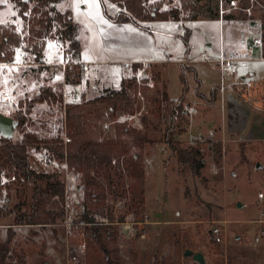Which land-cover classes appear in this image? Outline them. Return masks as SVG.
I'll return each instance as SVG.
<instances>
[{"label":"rangeland","instance_id":"obj_1","mask_svg":"<svg viewBox=\"0 0 264 264\" xmlns=\"http://www.w3.org/2000/svg\"><path fill=\"white\" fill-rule=\"evenodd\" d=\"M163 2L168 10L179 6L178 0H160L152 5L160 8ZM66 5L75 21L90 35L95 34L91 37L87 34L82 40L84 59L111 61L107 65L90 66V71H95L104 86L119 87L123 66L117 61L121 59L150 62L159 59L166 63L164 69L159 65L137 64L124 81L134 78L138 70L149 79L158 75L160 89L176 101L182 88L180 66L187 70L190 91L183 106L188 110L189 124L175 138L183 148H198L197 173L186 165H179L171 150L158 142L165 126L155 113H149L151 107L140 96L136 98V112L132 116L114 113L106 105L86 104V98L89 101L111 89L98 93L88 90L84 82L86 72L79 79L76 67L70 69L71 74H64L56 64L38 67L31 52L20 48L11 64L0 65V92L8 93L7 97H0V115L12 118L20 102L36 97L42 88H49L61 97L62 103L36 105L29 115L31 123L26 131L40 138L59 135L65 144L68 130L64 105L67 103L83 104L85 141L114 140L116 121L130 128H141L140 119L147 114L151 122L148 137L155 142L145 146L143 197L127 194L125 173L119 175L105 168L91 173L107 193L103 216L98 211L93 215L95 221L106 224L110 222L105 216H113L110 231L117 240L119 264H159L177 241L183 252L202 253L204 264H264V203L256 199L257 193L264 192V1H221L217 20L191 22L186 19L187 14H182L178 24L158 21L139 27L130 22L115 23L110 2L105 3V13L112 24L108 23L99 0H66ZM0 9L4 23L1 26H13L18 33L22 32L24 23L15 2L6 0L0 3ZM227 15L234 19H224ZM183 28L191 33L187 48L181 39ZM253 39H259L260 45H255ZM109 45L113 48L104 51ZM55 51V45L49 43L48 61ZM220 52L226 58L247 56L248 61L244 66L238 64L235 74L220 75L217 64L205 62L219 58ZM183 59L188 63H181ZM23 61L27 65L20 66ZM213 86L221 91L216 89L213 95L209 94ZM200 92L212 102L216 99L211 107L209 101L200 100L204 97ZM209 119H212L210 124ZM190 123L195 133L191 136ZM20 138L21 133L15 128L10 140ZM28 158L30 169L35 173L55 174L63 183V198H52L57 206H62L63 218L45 226L14 225L17 217L29 213L35 184L3 175L0 243L7 239V228L13 232L5 264H66L67 246H76L85 238L81 227L73 225L69 230L64 227L65 217L72 224L83 210V185L65 177V162L51 158L43 150L28 148ZM39 184L45 189L47 180ZM237 202L241 208L236 207ZM215 230H220L222 237L218 246L212 243ZM181 264L198 263L182 257Z\"/></svg>","mask_w":264,"mask_h":264},{"label":"trees","instance_id":"obj_2","mask_svg":"<svg viewBox=\"0 0 264 264\" xmlns=\"http://www.w3.org/2000/svg\"><path fill=\"white\" fill-rule=\"evenodd\" d=\"M11 1L19 7L18 15L23 20L24 29L18 33L13 26L0 25V64L13 62L15 48L30 51L36 64L43 63V51L47 40L67 44L72 59L78 58L80 45L76 41L77 27L70 10L59 11L57 9V4L62 0ZM106 1L120 8V11L112 18L115 23L130 22L139 27L147 22H179L182 20V14H187L186 19L191 22L217 20L219 3L229 0H206L202 3V0H179V7L168 11H160L158 6L153 5L147 7L145 0ZM224 19H234V16L227 15ZM183 30L181 39L187 48L191 33L186 28ZM137 67V64H134L132 69ZM180 68L179 81L182 88L176 101L170 100L167 92L160 89L161 79L158 75L151 79L144 75L138 82L135 78L122 80L118 90H105L100 96L85 103L106 105L114 113L132 116L136 112V98L140 96L151 107L149 113H155L165 126L158 142L164 143L171 150L179 165H186L197 173L200 165L198 148H183L181 142L175 138V135L183 134L185 131L183 126L189 124L188 110L183 106V101L189 91L185 72L187 70L183 65ZM79 73V79H81L83 72L79 71ZM194 74L196 75L195 72ZM214 89L215 87L210 91L211 95L216 89L218 90V88ZM43 103L60 104L62 101L61 97L49 88H42L36 97L20 102L17 112L12 116L16 123L15 128L21 133V138L13 142L10 138L0 136V188L3 175L35 184L29 213L17 217L14 225L45 226L54 224L56 220L63 218L62 206H57L52 201L54 196L63 198V183L55 174L51 176L37 174L30 169L28 148L43 150L51 158L64 161L68 173L78 175L77 181L83 185L85 194L83 210L78 220H74L76 222L73 225L81 227L82 234L85 236V255L83 254V259L82 257L78 259L77 264H119L117 240L110 231L113 216H105L110 222L106 224L95 221L93 215L98 211V215L103 216L102 211L105 207L107 193L102 184L93 180L91 173L102 168L112 170L119 175L125 173L127 194L131 197H143L145 146L155 142L148 137L151 126L148 115L141 117V128H130L124 122H116L114 140L85 141L83 140L85 135L82 117L83 104L67 103L64 105V113L68 142L64 144L63 138L59 135L40 138L35 133L26 131L28 124L31 123L29 118L31 111L36 105ZM174 129H177V132ZM240 155L243 157L242 153ZM41 180H47L45 189L39 184ZM92 200L95 201L92 203ZM7 234V239L0 243V264H5L8 242L13 236L10 228H7ZM110 240L112 242H109ZM212 243L218 246L214 240ZM171 249L162 256L159 264H181L183 251L179 242H175Z\"/></svg>","mask_w":264,"mask_h":264},{"label":"crops","instance_id":"obj_3","mask_svg":"<svg viewBox=\"0 0 264 264\" xmlns=\"http://www.w3.org/2000/svg\"><path fill=\"white\" fill-rule=\"evenodd\" d=\"M156 1H160V0H145V4H146V6L148 7V6H150V5H152V3H154V2H156ZM179 1V0H178ZM99 2H100V5H101V8L103 9V13L105 14V16H106V13H105V3H108V1H106L105 0V2H104V0H99ZM161 3V2H160ZM111 5L114 7V13H115V15L120 11V8L116 5V4H113V3H111ZM161 6L162 7H160V11H168V9H166V8H164L165 7V5H164V2H163V4H161ZM179 7V6H178ZM177 7V8H178ZM57 9L59 10V11H65V10H69V8H67V5H66V0H62V1H60L58 4H57ZM83 9H84V7H83ZM171 10V9H170ZM0 12H1V9H0ZM73 18V21L75 22V24H76V27H77V29H76V41L79 43V45H80V51H79V56H78V58H76V59H74L75 61H77V62H81V63H88V70L86 71V73H85V79H84V82H85V84L87 85V87H88V90H91V91H93V92H96V93H98L100 90L102 91L103 89H111V90H118L119 88H120V84H119V87H117V88H114V87H110V86H104L103 84H101L100 83V79L95 75V71H90V66H98V65H100V66H102V65H107L109 62H111V61H107V60H105V59H99V58H95V60L94 61H87L86 59H84V49H83V38H85L86 36H87V34L88 35H90L89 33H88V31L86 30V28H84L83 26L81 27V25H79V23L78 22H76L75 21V19H74V17H72ZM106 18L108 19V23H113L112 22V20H110V18L109 17H107L106 16ZM2 18L0 17V21H2L1 20ZM198 21H204V20H198ZM170 22H172V21H170ZM195 22V21H194ZM154 23H157V22H154ZM173 23H177L178 24V22H173ZM2 24H4L3 22L2 23H0V25H2ZM115 24V23H114ZM152 24V22H147V23H144L143 25L145 26V25H151ZM180 25V24H179ZM149 30H150V28H148ZM97 32H98V30H97ZM151 33H153V32H155V31H153V30H151L150 31ZM92 35H95V34H92ZM92 35H90V37L92 36ZM97 36H98V38L100 39V43H102L101 42V38L99 37V34L97 33ZM170 36V35H169ZM89 37V38H90ZM49 43H53L54 45H55V47H56V44H55V41L54 40H47L46 41V43H45V48H44V51H43V63H41V64H35V65H37L38 67H47V66H55V64H56V62H57V59H58V57H59V53H58V51H57V48H56V51H55V53H54V56L52 57V59L50 60V61H48L47 60V46H48V44ZM129 47H132V49L133 48H136V46H132V45H128ZM148 46H150V45H148ZM154 46H156V43H154ZM107 48H110V45L109 46H107V47H104L103 48V50L104 51H106V49ZM113 48V47H112ZM112 48H110V49H112ZM222 53L223 52H220V56H222ZM17 54V53H16ZM219 56V57H220ZM128 59V60H127ZM113 62H115V61H113ZM119 64H121L122 66H123V68L121 69V75H120V83H121V81L122 80H125V79H127L130 75H131V70H132V65H134V64H148V65H159L160 66V68L161 69H164L167 65H166V63H164L163 61H161V60H159V59H157L156 61H152V62H150V61H147V60H133V59H130V58H126V60H123V59H121V60H119V61H117ZM116 62V63H117ZM181 63H188V61H186V60H182L181 61ZM0 65H4L5 66V64H0ZM24 65H27V63L26 62H21L20 63V66H24ZM129 66V67H128ZM191 67H193V66H191ZM180 73V72H179ZM244 77H242V79H243ZM198 79V78H197ZM199 80V79H198ZM200 81V80H199ZM201 83V82H200ZM189 85V84H188ZM78 86H80V85H78ZM200 86H201V84H200ZM214 87H217V86H213L212 88H214ZM212 88L210 89V91L212 90ZM189 91H190V85H189ZM210 91H209V94H210ZM221 91V89H219L218 90V92H220ZM195 92H196V88H195ZM7 93V92H6ZM204 97H202V99H200V100H204V101H209L210 102V107H211V104L212 103H214L215 101H216V99H214V101L212 102V100H210L209 98H208V96H206L205 94H203L202 92H200ZM8 94V93H7ZM8 96V95H7ZM79 96H81V94L79 95ZM82 97V96H81ZM86 97H87V95H86ZM96 98V97H95ZM171 98V97H170ZM94 99V98H93ZM172 99V98H171ZM92 100V99H91ZM86 101H88V98H86ZM211 109V108H210ZM196 111V110H195ZM192 114V113H191ZM214 118V117H213ZM210 120V122H209V124L212 122L211 120L212 119H209ZM257 120V119H256ZM259 121V120H258ZM263 122H264V119L262 120ZM261 121V122H262ZM116 122H119V121H116ZM207 124V123H206ZM205 124V125H206ZM209 124H207V125H209ZM204 125V126H205ZM192 126H193V124L192 123H190V125L188 126V128L191 130L192 129ZM197 131L198 130H196L195 132L197 133ZM189 132V131H188ZM193 133H194V131L193 130H191V134H190V136L191 135H193ZM195 134V133H194ZM224 138H225V133H224ZM186 137V136H185Z\"/></svg>","mask_w":264,"mask_h":264},{"label":"built area","instance_id":"obj_4","mask_svg":"<svg viewBox=\"0 0 264 264\" xmlns=\"http://www.w3.org/2000/svg\"><path fill=\"white\" fill-rule=\"evenodd\" d=\"M253 43L255 45H260L259 39H253ZM56 48L59 53V57L57 59L56 65L61 68L62 72L65 74L67 72H71V68H75L79 71L86 72L88 70V64L87 63H81L76 62L72 60L71 54L68 52V46L65 43L56 41ZM19 48H15L14 54L18 52ZM251 50H248V53H250ZM205 61V60H204ZM248 61L247 56L245 58H226L223 56H220L217 59H208L205 62L206 63H215L217 64V67L219 69L220 75L227 73V74H235L237 71V65L244 66L245 62ZM144 77V74L138 70V73L135 75L136 81H140ZM150 85V84H149ZM7 93L5 91L0 92V97H7ZM64 141L66 143L68 142V139L64 137ZM214 170V169H213ZM215 171V170H214ZM65 177L71 178L72 180L76 179L78 175L69 174L67 171V168L65 167ZM2 183V181H1ZM257 202L264 203V192H259L256 195ZM72 222V221H71ZM104 222V221H100ZM105 223V222H104ZM74 222L72 224L67 223V218L65 217V224L64 227L69 230L71 226H73ZM220 230L214 231V241L217 243L222 242V237L219 236ZM85 250V244L83 241H80L79 244L76 246H67L66 248V264H77L78 259L83 256Z\"/></svg>","mask_w":264,"mask_h":264},{"label":"water","instance_id":"obj_5","mask_svg":"<svg viewBox=\"0 0 264 264\" xmlns=\"http://www.w3.org/2000/svg\"><path fill=\"white\" fill-rule=\"evenodd\" d=\"M15 126L16 123L12 118L0 115V136L10 138ZM236 207L241 208V204L237 202ZM183 257H190L194 262L198 264H204V256L200 252L194 253L191 250H185L183 252Z\"/></svg>","mask_w":264,"mask_h":264},{"label":"snow or ice","instance_id":"obj_6","mask_svg":"<svg viewBox=\"0 0 264 264\" xmlns=\"http://www.w3.org/2000/svg\"><path fill=\"white\" fill-rule=\"evenodd\" d=\"M6 0H0V3H5ZM3 21H0V23H2Z\"/></svg>","mask_w":264,"mask_h":264}]
</instances>
